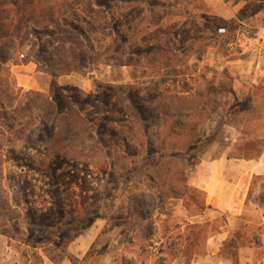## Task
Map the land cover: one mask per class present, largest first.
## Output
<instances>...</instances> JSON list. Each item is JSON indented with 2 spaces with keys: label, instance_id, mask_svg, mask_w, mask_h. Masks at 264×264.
Returning a JSON list of instances; mask_svg holds the SVG:
<instances>
[{
  "label": "rangeland",
  "instance_id": "1",
  "mask_svg": "<svg viewBox=\"0 0 264 264\" xmlns=\"http://www.w3.org/2000/svg\"><path fill=\"white\" fill-rule=\"evenodd\" d=\"M23 2H0V264H190L225 223L264 234V177L249 228L191 182L263 152L264 0Z\"/></svg>",
  "mask_w": 264,
  "mask_h": 264
},
{
  "label": "crops",
  "instance_id": "2",
  "mask_svg": "<svg viewBox=\"0 0 264 264\" xmlns=\"http://www.w3.org/2000/svg\"><path fill=\"white\" fill-rule=\"evenodd\" d=\"M220 16L223 19L229 17L226 16L225 11L220 12ZM28 67L27 65V69ZM20 72L22 73L21 70ZM17 78L22 81L21 84H23H19L23 87L29 85L32 88L31 82H36L24 75ZM245 163L247 166L245 164H233L228 158H221L212 163L210 173L204 172L205 165L202 164L201 174L191 182L205 194L207 203L216 212L226 215L228 219L244 221L243 227L249 228L246 226L247 222L243 220L249 213L247 206V198L251 195L249 184L253 178L264 177V149L257 160L250 159ZM232 165L245 168V174L236 176L229 174L228 170ZM235 231L234 226L230 223L220 226L217 232L206 239L204 254L194 255L190 259V264H264V255L258 259L254 254L264 245V234L253 240L249 238V233L236 234ZM229 244L235 247L234 258H229L223 251ZM169 264H185V259L182 256L176 257Z\"/></svg>",
  "mask_w": 264,
  "mask_h": 264
},
{
  "label": "trees",
  "instance_id": "3",
  "mask_svg": "<svg viewBox=\"0 0 264 264\" xmlns=\"http://www.w3.org/2000/svg\"><path fill=\"white\" fill-rule=\"evenodd\" d=\"M3 1H7V0H2L0 2H3ZM34 1L35 0H24V2L22 3L23 5H25L26 7H31L33 4H34ZM98 0H95V2H97ZM1 41H4L2 42V48H0V57L2 58V61L4 62H7L10 60L11 58V55L8 53V51L12 50V47H11V41H6V35L2 36L1 38ZM0 46V47H1ZM124 66H126L125 64H123ZM237 83V82H236ZM235 84V82H234ZM238 84V83H237ZM57 87V85L55 83H53L51 85V94L54 93V90L55 88ZM256 86H252L251 89H255ZM261 155V151L259 150L254 156H248L247 160H250V159H255V158H258L259 156ZM1 165H2V159H1V156H0V178L2 176V170H1ZM180 239V236L176 237V241ZM189 239V237L187 238ZM179 243V242H178Z\"/></svg>",
  "mask_w": 264,
  "mask_h": 264
},
{
  "label": "built area",
  "instance_id": "4",
  "mask_svg": "<svg viewBox=\"0 0 264 264\" xmlns=\"http://www.w3.org/2000/svg\"><path fill=\"white\" fill-rule=\"evenodd\" d=\"M217 34L220 36V37H224L227 35V32H226V29L225 28H218L217 30Z\"/></svg>",
  "mask_w": 264,
  "mask_h": 264
},
{
  "label": "water",
  "instance_id": "5",
  "mask_svg": "<svg viewBox=\"0 0 264 264\" xmlns=\"http://www.w3.org/2000/svg\"><path fill=\"white\" fill-rule=\"evenodd\" d=\"M0 1H2V0H0Z\"/></svg>",
  "mask_w": 264,
  "mask_h": 264
}]
</instances>
